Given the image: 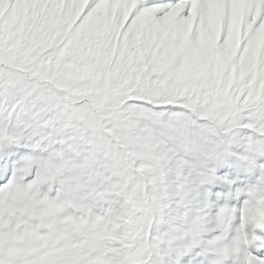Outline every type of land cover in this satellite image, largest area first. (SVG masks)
Wrapping results in <instances>:
<instances>
[{
    "label": "snow or ice",
    "instance_id": "1",
    "mask_svg": "<svg viewBox=\"0 0 264 264\" xmlns=\"http://www.w3.org/2000/svg\"><path fill=\"white\" fill-rule=\"evenodd\" d=\"M0 264H264V0H0Z\"/></svg>",
    "mask_w": 264,
    "mask_h": 264
}]
</instances>
